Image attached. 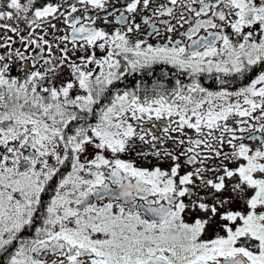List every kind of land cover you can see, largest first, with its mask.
<instances>
[{
	"label": "snow or ice",
	"instance_id": "1",
	"mask_svg": "<svg viewBox=\"0 0 264 264\" xmlns=\"http://www.w3.org/2000/svg\"><path fill=\"white\" fill-rule=\"evenodd\" d=\"M0 264H264V0H0Z\"/></svg>",
	"mask_w": 264,
	"mask_h": 264
}]
</instances>
